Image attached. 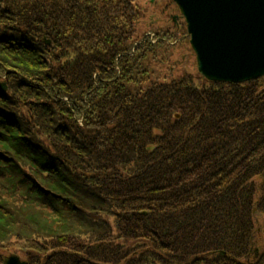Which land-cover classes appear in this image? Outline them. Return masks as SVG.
<instances>
[{
  "label": "trees",
  "instance_id": "obj_1",
  "mask_svg": "<svg viewBox=\"0 0 264 264\" xmlns=\"http://www.w3.org/2000/svg\"><path fill=\"white\" fill-rule=\"evenodd\" d=\"M142 19L136 0H0V251L264 264V77L133 73L187 36L161 29L159 53Z\"/></svg>",
  "mask_w": 264,
  "mask_h": 264
},
{
  "label": "water",
  "instance_id": "obj_2",
  "mask_svg": "<svg viewBox=\"0 0 264 264\" xmlns=\"http://www.w3.org/2000/svg\"><path fill=\"white\" fill-rule=\"evenodd\" d=\"M174 1L204 76L236 83L264 76V0ZM6 263L28 264L15 255Z\"/></svg>",
  "mask_w": 264,
  "mask_h": 264
},
{
  "label": "rangeland",
  "instance_id": "obj_3",
  "mask_svg": "<svg viewBox=\"0 0 264 264\" xmlns=\"http://www.w3.org/2000/svg\"><path fill=\"white\" fill-rule=\"evenodd\" d=\"M136 4L140 8L141 15H143L142 22H140V25H139L140 26L139 31H138L139 39H142V38L145 39L146 38V40H148V41H146V43L151 42L154 46L158 47L157 50H159V46L157 43L159 41V38L156 36H157V33H159L161 29H168L172 33H176V34L179 33V35L182 34V28L184 27L185 22L183 20L182 15H181L180 9L174 0H136ZM185 28H186V25H185ZM180 38L181 39H179V41L182 40V43L184 45H183V47L177 48V42L174 43L175 48H172L173 55L169 57L170 59L168 61H166V62H168L167 65H162L161 62L159 61L160 59H164V57H160L159 53L161 52V50H159L158 55H159L160 59H156V60L152 59L151 62L147 63L148 67L146 69L145 68H142V69L135 68L133 73H136V74L138 72H143V74L145 72L151 73V72H149L150 69H151V71H154V72L157 69H160L164 73L166 79L171 80V81H172V78L175 81L177 77H180L181 75H184L185 73H188V74L191 73V74H194V76H196L198 74H200L201 76H204L198 69L195 53L192 50L189 37L186 36V37H180ZM140 43H142V42L134 40L135 46L137 44H140ZM160 49H161V47H160ZM115 56H116V54L114 55V57ZM84 59L86 60V58H84ZM83 62H85V61H83ZM66 63H69V61ZM118 68L121 69L122 72L124 71L120 66ZM130 68H131V66H130ZM262 77H260V78H262ZM205 78H207V77H205ZM208 80L214 81L211 79H208ZM252 81H254V79L239 82V83H236V82H234V83L233 82H227V83L228 84H244V83H248V82H252ZM214 83L218 84V83H222V82L221 81H214ZM217 86H219V85H215L214 86L215 89L211 90L215 94H218L221 92V89L220 90L217 89L218 88ZM192 87H196V86H192ZM232 93L235 94L234 90L225 93V95H226V97H228L227 95H230ZM195 94L192 95V97H195ZM176 95L178 96L177 93H176ZM32 111L33 110H29V112H28L27 109H24V113L26 116H29V113H31ZM179 115L180 114H176L175 116L178 117ZM206 116H208V114H206ZM262 119L263 118H259V120H261V122H262ZM82 122L83 121L80 120L78 123L81 125ZM199 126H200V124H199ZM260 131L264 132V124H261L260 127L258 128L257 132H260ZM257 182H258V180L256 179V183ZM84 196H85V198H83V199L88 200V195H84ZM85 205H86V203H82L83 207ZM256 218H257L258 227H261L262 223L264 221V215H261V214L258 215L257 214ZM259 239L262 242H264V229H262V233L260 234ZM16 248L17 247H15L14 248L15 250H13L11 253H9V252L5 253L4 251H0V252L2 254H6L7 255L6 260H8L7 257H10L11 255L19 256V254L16 253L18 251V250H16Z\"/></svg>",
  "mask_w": 264,
  "mask_h": 264
},
{
  "label": "bare ground",
  "instance_id": "obj_4",
  "mask_svg": "<svg viewBox=\"0 0 264 264\" xmlns=\"http://www.w3.org/2000/svg\"><path fill=\"white\" fill-rule=\"evenodd\" d=\"M135 49H136V48H135V47H133V50H132V52H134V51H135ZM132 52H131V53H132ZM221 82H222V83H227L226 81H221ZM227 84H228V83H227Z\"/></svg>",
  "mask_w": 264,
  "mask_h": 264
}]
</instances>
